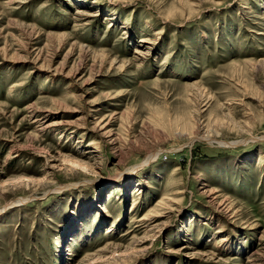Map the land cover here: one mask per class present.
Instances as JSON below:
<instances>
[{
	"label": "rangeland",
	"instance_id": "374dc122",
	"mask_svg": "<svg viewBox=\"0 0 264 264\" xmlns=\"http://www.w3.org/2000/svg\"><path fill=\"white\" fill-rule=\"evenodd\" d=\"M0 264H264V0H0Z\"/></svg>",
	"mask_w": 264,
	"mask_h": 264
},
{
	"label": "bare ground",
	"instance_id": "6f19581e",
	"mask_svg": "<svg viewBox=\"0 0 264 264\" xmlns=\"http://www.w3.org/2000/svg\"><path fill=\"white\" fill-rule=\"evenodd\" d=\"M23 3L24 1H20V3ZM45 67V64H42L41 65V68H44ZM46 68V67H45ZM45 70V69H44ZM37 110V109H36ZM40 120V119H39ZM105 121V120H104ZM102 119H98V123L99 125L101 126V129H105L104 131L105 132H108L106 130L107 128V125L106 123L103 124ZM110 124V123H109ZM50 126V125H49ZM109 127V126H108ZM9 160L12 159V155H8L7 157ZM210 195V194H209ZM211 198V202L214 203V204H217L220 208H221V211H230L232 208H231V205L230 204H225L226 202H218L217 200V197L216 196H213L212 194L209 196ZM166 198H163V199H159V201H157V203L155 204V206L157 207L154 211L153 214H148V215H145L143 216L141 219H140V222L143 223V225H145V228L147 229L149 226L153 225L154 222H156L157 218H161V217H167L169 216L170 212H172L174 206L176 205V200L174 198H171V197H167V202L165 201ZM137 204L136 202H133V205H132V209L136 208ZM159 206V207H158ZM259 223L258 222H255L253 224V226H257ZM114 249L116 248L115 246H113ZM111 250V249H110ZM106 251V250H105ZM110 252V251H109Z\"/></svg>",
	"mask_w": 264,
	"mask_h": 264
}]
</instances>
